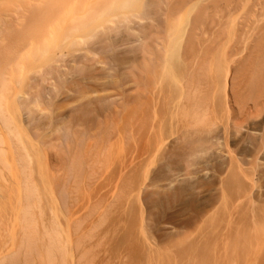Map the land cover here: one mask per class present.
<instances>
[{
  "label": "rangeland",
  "instance_id": "obj_1",
  "mask_svg": "<svg viewBox=\"0 0 264 264\" xmlns=\"http://www.w3.org/2000/svg\"><path fill=\"white\" fill-rule=\"evenodd\" d=\"M178 1L0 0V264H264V8Z\"/></svg>",
  "mask_w": 264,
  "mask_h": 264
},
{
  "label": "bare ground",
  "instance_id": "obj_2",
  "mask_svg": "<svg viewBox=\"0 0 264 264\" xmlns=\"http://www.w3.org/2000/svg\"><path fill=\"white\" fill-rule=\"evenodd\" d=\"M18 1H23V0H18ZM128 1L129 0H118V3H116V4H119V5L120 4H125ZM185 1L187 2V4L189 3L188 0H185ZM189 1H191V0H189ZM220 1H218V0H209V1H207L206 4L204 3V6L203 7L200 6L202 9H200V12L198 13L197 17L194 19V22H193V25H194L195 30H201V28H203V26H205L210 21V19L212 18V16L215 15L214 12L217 14V12H221L222 11L221 6H223V5H221V2ZM237 1L240 3L239 0H237ZM184 2H182V0H181L180 3H179V1H178V3L180 5L179 4H175V3H174V5L173 4L170 5L169 3H167V4H169V6H168L169 9H171V8L174 9V10H169V11H172L173 13H175V10H176V13H179L180 10L181 11L183 10V7H186L187 6L186 5V2L185 3ZM181 3L183 4V6L181 5ZM231 3H232V1H231ZM38 5L39 4H33V5H30L29 7H30L31 10L34 11V10H36L39 7ZM111 5L114 6L113 4H111ZM237 5H239V4L237 3ZM237 5H234V6H236V8H238ZM170 6H171V8H170ZM178 6H179V9H178ZM108 7H110V5ZM175 8H177V9H175ZM226 8L229 11H231V10L233 11V9L235 7H233L231 5H227ZM226 8H225V10H226ZM263 8H264V0H255L254 1L253 5H252L253 13H255L257 10H260V9H263ZM31 10H29V11H31ZM8 16L10 17V15H0V29H4V27H5V29H7V28H9V26H13V22H15L16 24H18L17 26H19L21 24L22 20L20 18L16 17L15 19H10V18H8ZM248 22H249V20H245L243 22V24H242L243 31L241 32V35H240V38H239L240 41H242L244 39L245 35H246V28L248 27ZM170 26H171V28H170V34L171 35H174L175 33H178L179 32V30L177 32V28H175V23L173 21L170 22ZM173 27H174L175 30H173ZM198 34L199 33H197V32L195 33V31H194V34L191 35L190 41L188 43V46L190 45V48H191L192 45H194V43L196 42V40H198L197 39L199 37ZM259 39L261 41H263L264 40V34H261ZM239 43L240 42H238V44ZM263 43H264V41H263ZM188 50H189V48H188ZM194 65H195L194 60H192V62L190 64L191 69L189 68L191 73L188 71L190 73V75L187 76L188 78L191 76V74H192V77H193V73L194 72L192 73V69H194L193 68ZM236 69H237V67H236ZM258 70H259L258 71L259 72V79H258L257 83H253L254 87L256 88V93L252 92V98H251V100L253 101V104H252V106H248L246 104L245 105H242L241 103H239L240 104L239 105L240 111L238 109V111H239L238 114H241V116H238V118L239 117L241 118L242 115H243V112H245L246 110H247V112L243 115L244 118H247L248 117L247 113L249 112V110L251 108H253L251 110H253V111L255 110L254 112H257V111H259V109H261L264 106V63L260 65V67H259ZM189 73H187V74H189ZM192 77H190V79L188 80V82L191 81V83L193 84V82H192L193 79H191ZM39 80L40 79H38V81L36 80V94L33 96V98L30 96L32 94H27V95H24L21 98V100H20L22 104H28L31 107V110L33 108L34 103H36V108H39V103H38L39 102V93H38V89L40 88L41 83H42V81L41 80L39 81ZM191 83H188V85L190 84L189 86H192ZM229 86H231L230 85V82L227 81L226 84H225V91H227V88ZM229 88H231V87H229ZM189 94L188 95L191 98V101H189V99H188V101H187L188 106L189 107H194V105H195V107H196L197 102L193 100V99H196V97L194 96L195 98H193L191 96L192 94L191 93H189ZM189 103H191V104H189ZM192 103H193V105H192ZM0 112H1L0 113V154L2 156V157L0 156V158L3 159L2 161L0 160L1 161L0 162L1 164L0 165H1V170H2L3 177H5L4 179H6V176H4L5 175L4 172H5V170H8V168H9V164H8V162H9V157H8V153H9L8 138L10 136H8V135L10 134V128L11 127H10V123H9V121H10L9 120V117L6 116V114L3 113L1 110H0ZM251 113L252 112H249V115ZM245 115H247V116L245 117ZM6 130H9V133L8 134H5V131ZM183 175H182V172H181V174H180V172H179V174H176V176L171 181V185H174V184L178 183L179 181L183 180V178H184ZM5 222H7L6 219H5ZM3 225H4V222H3ZM4 226L6 227V225H4ZM4 233L5 234H8V231L7 232H4ZM2 234H3V232H2ZM5 261H6V259H4V263H5Z\"/></svg>",
  "mask_w": 264,
  "mask_h": 264
}]
</instances>
